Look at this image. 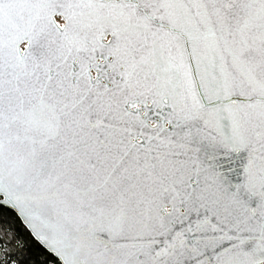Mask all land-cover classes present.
<instances>
[{"label":"snow or ice","instance_id":"obj_1","mask_svg":"<svg viewBox=\"0 0 264 264\" xmlns=\"http://www.w3.org/2000/svg\"><path fill=\"white\" fill-rule=\"evenodd\" d=\"M0 264H264V0H0Z\"/></svg>","mask_w":264,"mask_h":264},{"label":"trees","instance_id":"obj_2","mask_svg":"<svg viewBox=\"0 0 264 264\" xmlns=\"http://www.w3.org/2000/svg\"><path fill=\"white\" fill-rule=\"evenodd\" d=\"M14 226L17 229V231L23 235L24 232L26 231V226L22 223V221L20 219H16L14 220Z\"/></svg>","mask_w":264,"mask_h":264},{"label":"water","instance_id":"obj_3","mask_svg":"<svg viewBox=\"0 0 264 264\" xmlns=\"http://www.w3.org/2000/svg\"><path fill=\"white\" fill-rule=\"evenodd\" d=\"M22 221V220H21ZM22 223H23V221H22ZM26 226V225H25Z\"/></svg>","mask_w":264,"mask_h":264}]
</instances>
